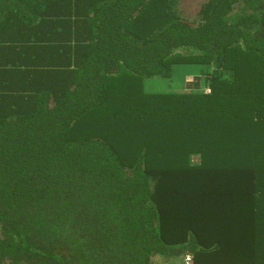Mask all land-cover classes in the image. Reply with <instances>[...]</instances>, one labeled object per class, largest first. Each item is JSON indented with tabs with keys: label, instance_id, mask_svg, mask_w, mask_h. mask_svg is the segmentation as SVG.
Here are the masks:
<instances>
[{
	"label": "trees",
	"instance_id": "trees-1",
	"mask_svg": "<svg viewBox=\"0 0 264 264\" xmlns=\"http://www.w3.org/2000/svg\"><path fill=\"white\" fill-rule=\"evenodd\" d=\"M186 7L0 0V264H264V0Z\"/></svg>",
	"mask_w": 264,
	"mask_h": 264
},
{
	"label": "rangeland",
	"instance_id": "rangeland-1",
	"mask_svg": "<svg viewBox=\"0 0 264 264\" xmlns=\"http://www.w3.org/2000/svg\"><path fill=\"white\" fill-rule=\"evenodd\" d=\"M187 7L185 9L187 17H193L197 14L199 6L205 0H185ZM186 5V4H185ZM205 68L200 64L185 63L175 65L169 76L147 78L145 88L152 92H179L184 90H199L203 88V73ZM198 81V86H192L191 82ZM197 85V84H195ZM166 264H178L177 260L166 262Z\"/></svg>",
	"mask_w": 264,
	"mask_h": 264
},
{
	"label": "built area",
	"instance_id": "built-area-1",
	"mask_svg": "<svg viewBox=\"0 0 264 264\" xmlns=\"http://www.w3.org/2000/svg\"><path fill=\"white\" fill-rule=\"evenodd\" d=\"M178 264H194L192 256L190 253H184L178 259Z\"/></svg>",
	"mask_w": 264,
	"mask_h": 264
},
{
	"label": "clouds",
	"instance_id": "clouds-1",
	"mask_svg": "<svg viewBox=\"0 0 264 264\" xmlns=\"http://www.w3.org/2000/svg\"><path fill=\"white\" fill-rule=\"evenodd\" d=\"M205 90H207V88H205ZM180 259V258H179Z\"/></svg>",
	"mask_w": 264,
	"mask_h": 264
},
{
	"label": "crops",
	"instance_id": "crops-1",
	"mask_svg": "<svg viewBox=\"0 0 264 264\" xmlns=\"http://www.w3.org/2000/svg\"><path fill=\"white\" fill-rule=\"evenodd\" d=\"M177 262H178V260H177Z\"/></svg>",
	"mask_w": 264,
	"mask_h": 264
}]
</instances>
